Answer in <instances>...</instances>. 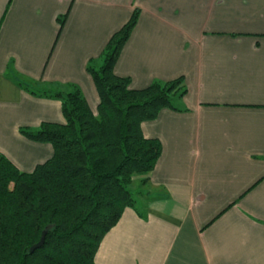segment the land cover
<instances>
[{
  "label": "crops",
  "instance_id": "crops-1",
  "mask_svg": "<svg viewBox=\"0 0 264 264\" xmlns=\"http://www.w3.org/2000/svg\"><path fill=\"white\" fill-rule=\"evenodd\" d=\"M135 9L114 72L186 93L142 123L162 152L96 264H264V0H0V155L24 172L53 155L21 133L65 122L33 91L77 87L97 113L88 66Z\"/></svg>",
  "mask_w": 264,
  "mask_h": 264
},
{
  "label": "trees",
  "instance_id": "trees-1",
  "mask_svg": "<svg viewBox=\"0 0 264 264\" xmlns=\"http://www.w3.org/2000/svg\"><path fill=\"white\" fill-rule=\"evenodd\" d=\"M138 17L135 9L108 41L102 64L88 66L99 96L97 113L77 87L33 91L59 99L65 122L21 130L53 147L32 172L0 155V264H96L105 235L135 206V177L144 176L146 183L162 152L160 140L146 137L142 123L164 108L175 109L186 93L182 77L133 89L129 78L114 72ZM43 236L42 247L31 252Z\"/></svg>",
  "mask_w": 264,
  "mask_h": 264
},
{
  "label": "rangeland",
  "instance_id": "rangeland-1",
  "mask_svg": "<svg viewBox=\"0 0 264 264\" xmlns=\"http://www.w3.org/2000/svg\"><path fill=\"white\" fill-rule=\"evenodd\" d=\"M143 183V182H142ZM143 185V184H142ZM141 184L139 185V186H142ZM138 186V184H132V190L134 191L135 190V188ZM134 193V195H135V206H137L138 205V200L140 199V198H142V193L140 194V193H138V192H136V191H134L133 192Z\"/></svg>",
  "mask_w": 264,
  "mask_h": 264
},
{
  "label": "water",
  "instance_id": "water-1",
  "mask_svg": "<svg viewBox=\"0 0 264 264\" xmlns=\"http://www.w3.org/2000/svg\"><path fill=\"white\" fill-rule=\"evenodd\" d=\"M43 244H44V236H43L42 240H41L39 243L35 244V245L31 248V252H34L37 248L42 247Z\"/></svg>",
  "mask_w": 264,
  "mask_h": 264
}]
</instances>
